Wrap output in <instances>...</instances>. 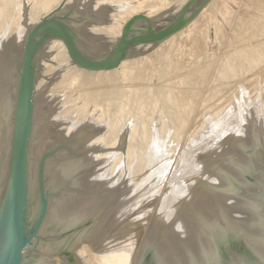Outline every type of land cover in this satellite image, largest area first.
<instances>
[{
  "label": "rangeland",
  "instance_id": "374dc122",
  "mask_svg": "<svg viewBox=\"0 0 264 264\" xmlns=\"http://www.w3.org/2000/svg\"><path fill=\"white\" fill-rule=\"evenodd\" d=\"M190 1L0 0V67L6 64L0 68V79L5 77L1 86L6 87L0 90V99L5 98L0 101V125L10 111L6 95L12 93V78L16 86L21 82L20 56L31 27L65 6L60 15L73 31L77 50L102 60L113 55L136 17L128 30L126 63L101 73L73 66L58 37L35 50L38 103L31 155L38 158L29 153L28 158L37 182L25 212L32 239L22 264H102L110 247H130L127 264H140L153 244L150 236L157 240L155 250L175 237L170 241L179 250L172 251L188 261L191 252L200 250L203 236L219 232L212 225L225 218L227 223L235 219L236 225L247 221L242 201L249 192L264 193V0H208L184 28L155 41L154 35L170 26ZM253 152L260 154L255 163H247ZM244 176L259 186L251 191L249 184L238 181ZM228 177L234 183L231 189ZM233 188L240 190L229 191ZM221 192L228 201L219 198ZM74 219H80L75 226ZM1 250L2 244L0 255ZM232 251L238 253L237 248ZM226 258L231 263L225 264L241 262L234 254Z\"/></svg>",
  "mask_w": 264,
  "mask_h": 264
},
{
  "label": "bare ground",
  "instance_id": "6f19581e",
  "mask_svg": "<svg viewBox=\"0 0 264 264\" xmlns=\"http://www.w3.org/2000/svg\"><path fill=\"white\" fill-rule=\"evenodd\" d=\"M6 2H7V0H6ZM11 2V1H10ZM9 4L7 3V6H8ZM9 7H10V5H9ZM9 13H10V11H8ZM8 14V13H7ZM35 23V22H34ZM36 24V23H35ZM31 28H33V27H31ZM29 31V30H28ZM30 32H28V34H29ZM24 35H25V33H24ZM236 37V36H235ZM27 37H25L24 39H26ZM59 38V37H58ZM60 40H62L61 38H60ZM59 41V40H58ZM235 41V40H234ZM22 42V41H21ZM21 42L19 43V44H21ZM60 42V41H59ZM63 42V41H62ZM62 42H61V44H62ZM23 45H24V47H25V40L23 41ZM64 43V42H63ZM236 44V43H235ZM64 45V44H63ZM180 45V44H179ZM21 46H22V44H21ZM20 46V47H21ZM62 47V46H61ZM64 48H65V53L69 56V52H68V50H67V48L65 47V45H64ZM243 48V47H242ZM64 50V49H63ZM22 51H23V46H22ZM22 51H20L21 52V54H22ZM17 54H19V52L17 53ZM22 56V55H21ZM20 56V58H22ZM172 56V55H171ZM19 58V57H18ZM19 58V59H20ZM69 59H70V56H69ZM71 60V59H70ZM6 62H8L7 60H5ZM21 61H22V59H21ZM124 61V60H123ZM127 61V60H126ZM126 61H124L122 64H124V63H126ZM4 62V61H3ZM6 62H4V63H6ZM72 62V63H71ZM70 63L73 65H76L77 67H78V65L72 60ZM20 64V63H19ZM22 64V63H21ZM121 64V65H122ZM13 65V64H12ZM12 65L10 66V67H12ZM73 65V66H74ZM6 66V64L4 65V67ZM20 66V65H19ZM4 67H0L1 68V70H2V68H4ZM8 67V66H7ZM14 67V66H13ZM7 69V68H6ZM10 69V68H9ZM15 69V68H14ZM80 69H82V70H85V69H83V68H81L80 67ZM3 70H5V69H3ZM11 70V69H10ZM9 70V71H10ZM13 70V69H12ZM12 70L10 71V73H9V75L11 74V72H12ZM16 71V70H15ZM21 72H22V70H20ZM107 71V70H106ZM3 72V71H2ZM5 72V71H4ZM3 72V73H4ZM92 72H96V71H92ZM101 72H104V70H100V71H98V72H96V73H101ZM1 74V73H0ZM5 74V73H4ZM6 74H8V73H6ZM14 74V75H13ZM12 75H11V77L10 78H12V76H15V73H13ZM22 74V73H21ZM8 75V76H9ZM1 77V76H0ZM4 77V75L2 76V78ZM2 78L0 79L1 81V83H0V90H3V87H5V85L4 86H1L2 85ZM5 78V77H4ZM9 78V79H10ZM18 78V77H17ZM7 79V78H6ZM14 81H13V80ZM12 79H10V80H12V83H10L11 84V86H12V88H10L11 86H8V90H10V92H12V93H7V95H6V99L8 98V100H9V98L11 99V101H10V111H7V113H8V115H6V116H8V117H6L7 119H5L4 120V118L5 117H3V120L4 121H2L3 122V124H1L0 125V222L2 221V220H5V218H6V216H7V213H6V211L8 212V208H9V194H10V179H11V160H12V152H13V149H11V146L13 147V136H14V130H15V122H16V119H17V113H18V111H19V107H18V105H19V101H20V95H21V82H20V84H18V85H20V88H19V98H18V104H17V87H18V85L16 86L15 85V82H17V81H15L16 80V77H15V79L14 78H12ZM10 80H8V81H10ZM187 81V80H186ZM4 83V82H3ZM36 83V82H35ZM5 84H6V82H5ZM184 85V84H183ZM36 86V85H35ZM1 87H2V89H1ZM6 88V87H5ZM10 88V89H9ZM37 88V87H36ZM35 89V88H34ZM36 91L37 90H34V99H35V101H34V105L36 106V103H38V102H36ZM1 94V93H0ZM2 96V95H1ZM5 97V96H4ZM2 99H5V98H2ZM2 99H0V101H3ZM1 104H5V103H1ZM5 105H7V104H5ZM16 105H17V109H16ZM34 106V107H35ZM2 107V106H1ZM3 107H4V105H3ZM6 107V106H5ZM0 109H2V110H4L3 108H0ZM37 109V108H36ZM7 110V109H6ZM8 110H9V108H8ZM16 110V111H15ZM35 112V109H34V111H33V113ZM6 113V112H5ZM6 113V114H7ZM16 113V114H15ZM1 114V113H0ZM35 115H36V113H35ZM3 116V115H2ZM2 116H0L1 118H2ZM33 117H35V116H33ZM34 122H35V120H33ZM37 122V121H36ZM38 123H36V125H37ZM34 125H35V123H34ZM38 127V126H37ZM32 129H34V127L32 126ZM207 131V130H206ZM35 132H36V128H35ZM205 133V132H204ZM32 132H31V136H32ZM35 134V133H34ZM36 135L38 136L39 135V132H38V134L36 133ZM34 137V135L32 136V138ZM41 137V136H40ZM40 137H39V139H40ZM32 138H30L31 140L29 141V143H30V147H28V153H29V155H30V157L32 158L33 156L31 155V154H33L34 152L32 151L31 152V142H32ZM35 139H33V141H34ZM36 141H38V140H36ZM35 143V142H34ZM33 143V144H34ZM35 145V144H34ZM36 147V146H35ZM34 149V148H33ZM32 149V150H33ZM36 149V148H35ZM37 149H38V147H37ZM38 151V150H37ZM36 152V151H35ZM28 153H27V167H26V186H25V194H26V196H25V199H26V201H25V206H26V210H27V204H28V206L30 207V205H31V202H32V200H33V194H34V187H35V182H37L36 180H35V172H34V170H33V165H32V159H30V158H28L29 157V155H28ZM254 153V152H253ZM11 154V155H10ZM36 154V153H35ZM34 154V155H35ZM260 153L259 152H255L254 154H252L249 158H247V160L249 161H247V163H255V159H256V157L259 155ZM10 156H11V158H10ZM37 156V155H36ZM34 159L36 158V157H33ZM38 158V157H37ZM36 158V159H37ZM31 161H30V160ZM264 159V158H263ZM259 160V159H258ZM261 161V160H260ZM30 162V163H29ZM37 162H38V160H37ZM36 162V163H37ZM246 163V162H245ZM244 163V164H245ZM28 164H29V166H28ZM35 164V163H34ZM80 165V164H79ZM244 166H246V165H244ZM249 166H250V164H249ZM252 166V165H251ZM28 167L30 168V177L28 178ZM35 167H37L36 165H35ZM252 168V167H251ZM254 168V167H253ZM66 169V168H65ZM37 170V169H36ZM244 170V172L245 171H248V168L247 167H245V169H243ZM253 170V169H252ZM242 171V170H241ZM240 171V172H241ZM256 171V170H255ZM63 172V171H62ZM234 172V171H233ZM35 173V174H34ZM233 174V173H232ZM240 174L241 173H239V176H240ZM66 175V174H65ZM242 175H244V174H242ZM239 176H238V178H239ZM237 177V176H236ZM241 177V176H240ZM37 178V177H36ZM221 178V177H220ZM237 178V179H238ZM28 179H30L29 180V182H28ZM219 179V178H218ZM223 179V178H222ZM228 179H230V181H229V188H230V186H231V188H232V184L234 185V183H230L231 181H232V179L231 178H229L228 177ZM234 179V178H233ZM236 179V178H235ZM205 181H206V179H204ZM238 181L240 182V183H246V184H249V185H246V186H249L248 188H250V190L252 191V189L253 188H257L259 185H258V182H257V180L256 181H250L249 182V179L247 178V177H245L244 176V179H242L241 178V180L240 179H238ZM204 182V181H203ZM237 182V181H236ZM235 182V183H236ZM239 182H238V185H239ZM205 184V183H204ZM207 184V183H206ZM261 184V183H260ZM227 185H228V183H227ZM262 185V184H261ZM223 186V185H222ZM226 186V185H225ZM221 187V186H220ZM227 187V189H229ZM234 187V186H233ZM204 188V187H203ZM206 188V187H205ZM230 188V189H231ZM226 189V188H225ZM225 189H224V191H225ZM226 189V191L228 192V190ZM261 189V188H260ZM237 190H240V189H237V188H233L232 190H229V191H232V192H236ZM257 190H259V189H257ZM219 191H220V189H219ZM223 191V190H222ZM198 192V191H197ZM231 192V193H232ZM240 192V191H239ZM262 193L263 191H259V192H257V193ZM221 193H223V192H221ZM220 193V194H221ZM230 193V192H229ZM228 193V194H229ZM248 193V192H247ZM206 194V193H205ZM219 194V198L221 199L222 197H224L225 195H227V194H225V193H223V195H220ZM225 194V195H224ZM264 193H262V195H259V194H252L251 192H249L246 196V199H244V197L242 198V199H244V201H242L244 204V209L246 210V212H247V217H246V222H243V219H242V221L241 220H239V222L240 223H237V225L236 224H234V220H232L233 222L232 223H227V222H225L224 220L226 219L225 217H230L229 215H230V213H229V215L226 213V216H225V214L224 213H222V215H224V218L225 219H223L221 222H223L224 223V225H220L219 223H217V224H215V225H212L213 226V228L212 229H214V230H216V228L219 230V232H212L211 231V234H209V235H207L206 236V238H205V236H203V235H205L204 233L205 232H202L203 233V235H202V233H198L199 235L201 234L203 237L202 238H204V239H202V241L200 240V242H201V248H200V250L198 251V252H195V253H193V252H191V253H193V254H191L190 252V255H188L187 256V254H186V256L187 257H189V259H188V261H185V259L184 260H182V259H180V254L178 255V254H176V252H175V250H177V249H175V248H173V242H171L170 240L172 239V236H171V238L170 237H168V238H170V240L168 241V242H166V244H164V247L161 249V248H159V250H155V248L153 249V247H152V245L154 244V241H155V243H156V241L157 240H153V237H151L150 236V238H152V240L150 241V242H152L153 241V244H151V248L149 247L147 250H145L146 252L144 253V255H143V257H142V259H141V261H140V264H225L224 262L225 261H229V260H227V258L226 257H224L223 256V248L225 247V246H227V248L229 249V244H230V242H231V240H233V239H240V238H245V240H247V242L252 246V247H254V249L256 250V252L261 256V258L263 259V261H264V195H263ZM234 195L236 196V194L234 193ZM91 196V195H90ZM230 196V195H229ZM234 196V197H235ZM244 196V195H243ZM226 197V196H225ZM224 197V198H225ZM233 197V196H232ZM76 197H74V199H75ZM227 198H228V195H227ZM237 198V197H236ZM235 198V199H236ZM239 198V197H238ZM71 199H73V198H71ZM209 199V198H208ZM29 200V201H28ZM75 200H78V198L77 199H75ZM193 200V199H192ZM217 200V199H216ZM223 200H227L228 201V199H223ZM222 200V201H223ZM231 200V199H230ZM239 200H240V202L239 203H241V199L239 198ZM64 201V200H63ZM70 201H72V200H70ZM208 201V200H207ZM214 201V200H213ZM29 202V203H28ZM58 202V201H57ZM59 202H61V204L59 203ZM59 205H62V201H60L59 200ZM217 202H221V200L220 201H217ZM232 202V201H231ZM234 202V201H233ZM238 202V201H237ZM72 203V202H71ZM74 203V202H73ZM76 203V202H75ZM202 203V202H201ZM224 204H225V202H223ZM222 203V204H223ZM69 204V203H68ZM80 204V203H79ZM89 204V203H88ZM203 204V203H202ZM221 204V205H222ZM226 204H227V202H226ZM90 206H92V204H89ZM89 205L88 206H86V207H88V210L90 211V209L91 208H89ZM218 205V204H217ZM229 205H231L229 202H228V206ZM234 205V204H233ZM233 205H231V206H233ZM64 206V205H63ZM66 206H67V204H66ZM71 206L73 207H77V203H76V205L74 204V205H72L71 204ZM70 206V207H71ZM78 206H81V205H78ZM165 206V205H164ZM216 206V205H215ZM222 206H224V205H222ZM221 206V207H222ZM225 206H227V205H225ZM227 206V207H228ZM238 206V205H237ZM241 206V205H240ZM239 206V207H240ZM70 207H69V205H68V209H70ZM219 207V206H218ZM226 207V208H227ZM160 208V207H159ZM223 208V207H222ZM221 208V209H222ZM225 208V207H224ZM231 209H234L235 207L233 206V208L232 207H230ZM30 209V208H29ZM72 210H73V208H71ZM78 209V208H77ZM84 210H85V207L83 208ZM160 209H162V208H160ZM230 209V210H231ZM243 208L241 209V210H244ZM76 210V209H75ZM75 210H73V212H76ZM79 210H80V208H79ZM82 210V209H81ZM83 210V214L85 213V212H87V211H84ZM223 210H226V209H223ZM222 210V212H224ZM227 210H228V208H227ZM236 210V209H235ZM244 210V211H245ZM68 211V210H67ZM219 214L221 215V210H220V208H219ZM229 211V210H228ZM237 212H235V214L237 213H239L238 212V210H236ZM65 212V211H64ZM81 213H82V211H80ZM92 212V211H91ZM203 212V211H202ZM207 212V211H206ZM208 212H209V210H208ZM218 212V211H217ZM231 212V211H230ZM60 213V212H59ZM69 213V214H68ZM67 214L69 215V217H70V213L71 212H68ZM78 213V212H77ZM88 213V212H87ZM86 213V214H87ZM90 213V212H89ZM93 213V212H92ZM232 213V212H231ZM242 213H243V211H242ZM57 214V213H56ZM62 214V213H61ZM66 214V213H65ZM66 214V216H68ZM74 214V213H73ZM80 214V213H79ZM146 214V213H145ZM193 214V213H192ZM209 214V213H208ZM214 214V213H213ZM213 214H211V215H213ZM218 214V215H219ZM233 214V213H232ZM231 214V216H234L235 217V214L234 215H232ZM57 215H60V214H57ZM77 215V214H76ZM74 216V217H77V216ZM85 215V214H84ZM217 215V214H216ZM217 215V216H218ZM219 215V216H220ZM245 215H246V213H245ZM63 217H64V214L62 215ZM61 216V217H62ZM80 216V215H79ZM85 216H87V215H85ZM84 216V217H85ZM167 216V215H166ZM217 216H215L216 218H217ZM238 216H240V214H238ZM68 217V218H69ZM73 217V216H72ZM73 217V218H74ZM81 218H82V216H80ZM187 217H188V215H187ZM194 217V216H193ZM213 217V216H212ZM215 217H213L214 219H215ZM222 217V216H221ZM234 217H230V218H234ZM241 217V216H240ZM57 218V217H56ZM71 218V217H70ZM72 218V219H73ZM87 218H88V216H87ZM166 218V217H165ZM177 218V217H176ZM185 218H186V216H185ZM184 218V219H185ZM205 218V217H204ZM212 218V219H213ZM235 218H237V217H235ZM60 219V218H59ZM58 219V220H59ZM78 219V218H77ZM77 219H74L76 222H74V221H72V222H74V226H75V224H78V222H79V220H78V222H77ZM84 219V218H83ZM158 219V218H157ZM183 219V220H184ZM201 219V218H200ZM220 219H222V218H220L219 217V219H218V221H217V219H216V222H219V220ZM61 220H62V218H61ZM165 220V219H164ZM180 220V219H179ZM205 220V219H204ZM227 220V219H226ZM229 220V219H228ZM67 221V220H66ZM66 221H65V223H66ZM68 221H70V219L68 220ZM68 221H67V224H71V223H68ZM171 221V220H170ZM174 221V220H173ZM245 221V220H244ZM59 222V221H58ZM153 222V221H152ZM181 222V221H180ZM197 222V221H196ZM220 222V223H221ZM231 222V221H230ZM81 223V222H80ZM91 223H93L92 221H91ZM166 223V222H165ZM184 223H185V221H184ZM204 224H206L207 222H203ZM211 223V222H210ZM209 222H208V224H210ZM213 223H214V221H213ZM213 223H211V224H213ZM226 223V224H225ZM235 223H236V221H235ZM88 224V223H87ZM170 224V223H169ZM168 224V225H169ZM176 224V223H175ZM179 224V223H178ZM182 225H183V222L181 223ZM198 224V223H197ZM211 224H210V226H211ZM219 224V225H218ZM59 225V224H58ZM71 225H73V224H71ZM71 225H69L67 228H69V227H71ZM88 225H90V224H88ZM151 225V224H150ZM173 225V224H172ZM67 226V225H66ZM65 226V227H66ZM92 226V225H91ZM181 226V225H180ZM206 226H208V225H206ZM210 226L208 227V230H209V228H210ZM88 227L89 226H87V229H88ZM93 227V226H92ZM95 227V226H94ZM157 227H159L158 225H157ZM174 227V226H173ZM27 228V227H26ZM72 228V227H71ZM85 228V227H84ZM91 228V227H90ZM177 228H178V226H177ZM80 229V228H79ZM86 229V228H85ZM95 229V228H94ZM153 229V228H152ZM175 229V228H174ZM185 229V228H184ZM204 230L205 228L203 227V228H201V230ZM93 230V229H92ZM96 230V229H95ZM154 230V229H153ZM192 230H193V227H192ZM72 231H74V229L72 230ZM83 231V230H82ZM85 231H87V230H85ZM84 231V235H86V232ZM94 231V230H93ZM155 231V230H154ZM175 231V230H174ZM187 231H188V229H186V233H187ZM196 231H198V230H196ZM205 231V230H204ZM75 232V231H74ZM73 232V233H74ZM77 232V231H76ZM95 232V231H94ZM93 232V233H94ZM157 232H158V228H157ZM172 232V231H171ZM184 232V231H183ZM182 232V233H183ZM191 232V231H190ZM199 232V231H198ZM209 232H210V230H209ZM79 233H81V232H79ZM92 232H91V234H93ZM157 234V233H156ZM207 234H208V231H207ZM77 235L78 234H76V237H77ZM82 234H80V236H81ZM89 235V234H88ZM98 235V234H97ZM162 235H164V234H162ZM183 235H185L184 233H183ZM90 236V235H89ZM165 236H167V235H165ZM169 236V235H168ZM186 236V235H185ZM194 236V235H193ZM197 236V235H196ZM79 237V236H78ZM77 237V238H78ZM149 237V236H148ZM157 237H159L160 238V236H157ZM156 236H155V238H157ZM179 237V236H178ZM187 237H189L190 238V235L189 236H187ZM186 237V238H187ZM192 237V236H191ZM195 237V236H194ZM76 238V239H77ZM82 238V237H81ZM84 238V237H83ZM149 238V239H150ZM154 238V239H155ZM158 238V239H159ZM165 238V237H164ZM168 238H167V240H168ZM175 237H173V241L175 240L174 239ZM180 238V237H179ZM148 239V240H149ZM177 239V238H176ZM181 239V238H180ZM198 239V238H197ZM148 240H146V241H148ZM162 240H163V238H162ZM165 240V239H164ZM186 240V239H185ZM191 240V239H190ZM193 240V239H192ZM191 240V241H192ZM166 241V240H165ZM190 241V242H191ZM199 241V240H198ZM5 242V233L3 234V238H2V240H1V244H2V247L4 246V243ZM116 242V241H115ZM141 242V241H140ZM177 242V241H176ZM180 242V241H179ZM196 242V241H195ZM181 243H184V244H186L185 242H181ZM187 243H189V242H187ZM112 244V243H111ZM147 244V242L145 243V245ZM149 244V243H148ZM147 244V245H148ZM191 244V243H190ZM192 244H195L193 241H192ZM191 244V245H192ZM196 244H197V242H196ZM29 245H30V243H29ZM29 245L26 247V249L24 250V252H23V258H24V254H25V252L27 251V249H28V247H29ZM120 245V244H119ZM150 245V244H149ZM148 245V246H149ZM157 245H159V244H157ZM175 245V244H174ZM180 245V244H179ZM198 245V244H197ZM197 245H194L195 246V248L197 247ZM122 246V245H121ZM121 246H119V247H121ZM156 246V245H155ZM163 246V245H162ZM177 246V245H176ZM175 246V247H176ZM182 246V245H181ZM184 246V245H183ZM106 247V246H105ZM115 247V246H114ZM117 247V246H116ZM118 247V248H119ZM144 247V246H143ZM199 247H200V245H199ZM111 248H113V247H110V249ZM130 247H126V248H119V249H112L111 251H110V249H109V251H107L108 253V256L106 257L105 256V254L106 253H104V261L102 262V264L103 263H105V264H127V260H128V258H129V256H130V253H131V248L129 249ZM147 248V247H146ZM145 248V249H146ZM181 248V247H180ZM188 248V247H187ZM143 249V248H142ZM173 249H175L174 251H172ZM179 250V249H178ZM177 250V251H178ZM182 249L180 250V252L182 253ZM174 254H176V255H174ZM184 252H186V251H184ZM231 252V254H232V256H233V254H234V257H235V261H237V258H241V257H239V255L238 254H235V252L234 251H230ZM143 253V252H142ZM188 253V254H189ZM183 254V253H182ZM141 255V254H140ZM201 255H203V256H201ZM112 256V257H111ZM184 256V255H183ZM101 257V256H100ZM106 257V258H105ZM111 257V258H110ZM181 257H182V255H181ZM78 258V257H77ZM63 260H64V258H62ZM102 259V258H101ZM109 259H110V261H109ZM140 259V258H139ZM60 261H62V260H60ZM67 261V260H66ZM138 262H139V260H137ZM136 261V262H137ZM64 262V261H63ZM23 263V259H22V262H21V264ZM46 262H44L43 263V261L41 262V261H37V262H35V261H32V262H30L29 264H45ZM65 263V262H64ZM83 263V262H82ZM81 263V264H82ZM229 263H231L230 261H229ZM235 263V262H234ZM234 263H232V264H234ZM51 264V263H50ZM101 264V263H100ZM138 264V263H137ZM239 264H252V262L250 263L248 260H246V259H242L241 258V262L239 263Z\"/></svg>",
  "mask_w": 264,
  "mask_h": 264
},
{
  "label": "water",
  "instance_id": "95a60500",
  "mask_svg": "<svg viewBox=\"0 0 264 264\" xmlns=\"http://www.w3.org/2000/svg\"><path fill=\"white\" fill-rule=\"evenodd\" d=\"M208 0H191L172 20L170 26L154 35L155 41H160L184 28L203 9ZM66 7L61 6L45 16L30 31L22 56L21 95L19 111L15 122L13 136V152L11 160V179L9 208L5 220L0 222V244L5 233V244L0 255V264H21L23 252L29 245L32 235L27 233L25 226V184L29 141L33 126L34 88H35V50L43 41L55 36L63 40L71 59L80 67L93 71L113 69L126 58L129 46L128 30L134 22V17L125 27L121 43L109 58L92 60L81 54L73 41V31L63 21L62 14ZM43 36V37H42ZM42 214L47 212V203L42 202ZM223 248V256L231 255L237 248L238 255L252 264H264L261 256L245 238L233 239ZM225 252V253H224ZM229 252V253H228ZM228 253V254H227Z\"/></svg>",
  "mask_w": 264,
  "mask_h": 264
}]
</instances>
